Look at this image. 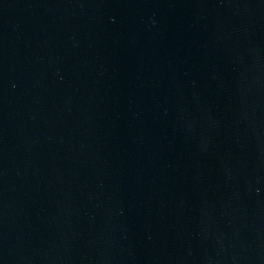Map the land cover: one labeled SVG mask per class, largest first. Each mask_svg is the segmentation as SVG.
Returning a JSON list of instances; mask_svg holds the SVG:
<instances>
[{"label":"water","instance_id":"95a60500","mask_svg":"<svg viewBox=\"0 0 264 264\" xmlns=\"http://www.w3.org/2000/svg\"><path fill=\"white\" fill-rule=\"evenodd\" d=\"M0 264H264V0H0Z\"/></svg>","mask_w":264,"mask_h":264}]
</instances>
